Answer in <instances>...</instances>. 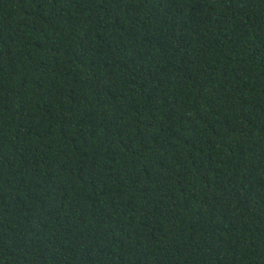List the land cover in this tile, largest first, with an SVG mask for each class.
<instances>
[{"label": "trees", "instance_id": "16d2710c", "mask_svg": "<svg viewBox=\"0 0 264 264\" xmlns=\"http://www.w3.org/2000/svg\"><path fill=\"white\" fill-rule=\"evenodd\" d=\"M0 264H264V0H0Z\"/></svg>", "mask_w": 264, "mask_h": 264}]
</instances>
